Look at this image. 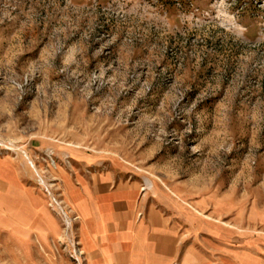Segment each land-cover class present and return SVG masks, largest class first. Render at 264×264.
<instances>
[{"label":"rangeland","instance_id":"1","mask_svg":"<svg viewBox=\"0 0 264 264\" xmlns=\"http://www.w3.org/2000/svg\"><path fill=\"white\" fill-rule=\"evenodd\" d=\"M103 170L185 207L190 264H264V0H0V264H86Z\"/></svg>","mask_w":264,"mask_h":264},{"label":"crops","instance_id":"2","mask_svg":"<svg viewBox=\"0 0 264 264\" xmlns=\"http://www.w3.org/2000/svg\"><path fill=\"white\" fill-rule=\"evenodd\" d=\"M76 181L69 197L86 264H190V251L199 250L198 232L189 244L185 207L167 192L154 201L115 170Z\"/></svg>","mask_w":264,"mask_h":264},{"label":"built area","instance_id":"3","mask_svg":"<svg viewBox=\"0 0 264 264\" xmlns=\"http://www.w3.org/2000/svg\"><path fill=\"white\" fill-rule=\"evenodd\" d=\"M80 254H82V255H83V253H82V252H80Z\"/></svg>","mask_w":264,"mask_h":264},{"label":"trees","instance_id":"4","mask_svg":"<svg viewBox=\"0 0 264 264\" xmlns=\"http://www.w3.org/2000/svg\"><path fill=\"white\" fill-rule=\"evenodd\" d=\"M177 2H179V1H177Z\"/></svg>","mask_w":264,"mask_h":264}]
</instances>
